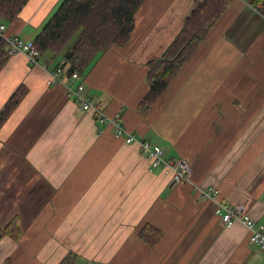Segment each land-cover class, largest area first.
Returning a JSON list of instances; mask_svg holds the SVG:
<instances>
[{"label": "crops", "instance_id": "0c3cea01", "mask_svg": "<svg viewBox=\"0 0 264 264\" xmlns=\"http://www.w3.org/2000/svg\"><path fill=\"white\" fill-rule=\"evenodd\" d=\"M63 0H30L7 37L34 41ZM202 0H145L124 47L112 46L73 83L109 118L84 113L67 80L51 83L62 55L36 64L20 53L0 73V112L27 94L0 130V227L15 217L19 241L0 239V264H264L246 225L227 228L217 203L243 205L264 225V16L234 0L148 112V62L160 58ZM116 123L126 130L119 136ZM132 134L185 159L192 177L174 184ZM29 222V223H26ZM161 232L150 246L141 232ZM17 246V247H16Z\"/></svg>", "mask_w": 264, "mask_h": 264}, {"label": "trees", "instance_id": "16d2710c", "mask_svg": "<svg viewBox=\"0 0 264 264\" xmlns=\"http://www.w3.org/2000/svg\"><path fill=\"white\" fill-rule=\"evenodd\" d=\"M234 0H202L188 17L183 29L164 54L148 62L150 90L140 103L143 112L150 111L169 88L184 66L203 43ZM30 0H0V24L18 19ZM145 0H63L34 40L41 55H62L63 79L74 73H85L99 55L112 46L124 47L135 29V15ZM264 16V0H252ZM11 56L7 42L0 37V73ZM27 94L25 86L13 94L0 112V130ZM19 241L22 232L19 218L0 227V239ZM141 237L154 246L161 232L146 226ZM78 257L69 253L60 264H77Z\"/></svg>", "mask_w": 264, "mask_h": 264}, {"label": "built area", "instance_id": "2783aa9c", "mask_svg": "<svg viewBox=\"0 0 264 264\" xmlns=\"http://www.w3.org/2000/svg\"><path fill=\"white\" fill-rule=\"evenodd\" d=\"M6 25L0 24V37L4 38L8 46L9 56H14L20 53L26 54L33 64H36L41 58V54L36 49L34 41H24L18 36L7 37L5 34ZM63 67H57L51 72V83L58 85L63 83ZM81 78L79 73H74L69 81H67V90L69 96H74L79 108L84 113H95L99 115L102 122L109 123V118L102 112L95 102L84 96L82 93L85 89L83 83L73 86L75 81ZM118 130L119 136L124 135L126 130L121 123L115 124ZM128 145H137L139 149L145 153L152 162L154 169L160 168L162 173L170 179L174 184H182L189 181L192 177V167L185 159L168 160L165 158V152L162 146L152 143L144 139H137L132 134H129L125 139ZM204 197L212 199L217 203L215 213L219 216L223 224L230 228L237 222H242L248 228L250 232V241L264 252V225L257 224L246 213V209L243 205H229L219 201V192L216 189H212L208 192H204Z\"/></svg>", "mask_w": 264, "mask_h": 264}, {"label": "rangeland", "instance_id": "374dc122", "mask_svg": "<svg viewBox=\"0 0 264 264\" xmlns=\"http://www.w3.org/2000/svg\"><path fill=\"white\" fill-rule=\"evenodd\" d=\"M26 223H29V222H26ZM19 227H20V219H19ZM21 229V228H20ZM21 232H22V229H21ZM22 235H23V232H22ZM5 238H11V237H5ZM4 239V238H2ZM12 239V238H11ZM14 240V239H13ZM15 241V240H14ZM17 247V246H16Z\"/></svg>", "mask_w": 264, "mask_h": 264}]
</instances>
